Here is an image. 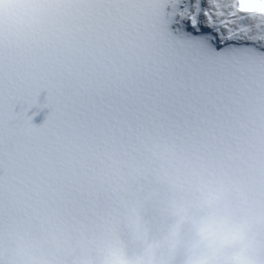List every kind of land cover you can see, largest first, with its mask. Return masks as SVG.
<instances>
[{"label":"snow or ice","instance_id":"6c2138e0","mask_svg":"<svg viewBox=\"0 0 264 264\" xmlns=\"http://www.w3.org/2000/svg\"><path fill=\"white\" fill-rule=\"evenodd\" d=\"M161 170L264 181V0H0V264H60Z\"/></svg>","mask_w":264,"mask_h":264},{"label":"bare ground","instance_id":"6f19581e","mask_svg":"<svg viewBox=\"0 0 264 264\" xmlns=\"http://www.w3.org/2000/svg\"><path fill=\"white\" fill-rule=\"evenodd\" d=\"M208 192H219L236 218L244 217L251 230L264 225V181L220 179L176 170L148 172L125 183L110 227H95L80 239V264H102L104 251L118 246L130 257L142 254L149 243L156 247L154 264H183L184 244L191 237L185 222L170 255L166 243L181 210L201 211ZM258 243L253 244L254 246ZM264 262V254H260Z\"/></svg>","mask_w":264,"mask_h":264},{"label":"clouds","instance_id":"9594fccd","mask_svg":"<svg viewBox=\"0 0 264 264\" xmlns=\"http://www.w3.org/2000/svg\"><path fill=\"white\" fill-rule=\"evenodd\" d=\"M185 222L191 237L184 244L183 264H264L253 249L250 221L237 219L219 192L206 193L199 212L181 210L166 240L170 255ZM156 247L149 243L142 254L130 257L111 245L103 253L102 264H154Z\"/></svg>","mask_w":264,"mask_h":264}]
</instances>
